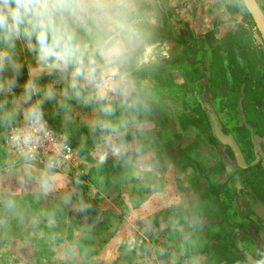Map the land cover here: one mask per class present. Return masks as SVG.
I'll list each match as a JSON object with an SVG mask.
<instances>
[{"label": "crops", "instance_id": "crops-1", "mask_svg": "<svg viewBox=\"0 0 264 264\" xmlns=\"http://www.w3.org/2000/svg\"><path fill=\"white\" fill-rule=\"evenodd\" d=\"M145 2L155 23L131 69L138 104L131 114L116 112L128 118L123 135L113 137L124 150L113 155L92 129L102 116L97 104L73 100L66 110L58 95L42 106L43 113L56 112L64 119L62 128L76 147L86 185L70 169H47L44 162L15 153L8 136L25 123L22 111L13 125L0 119V215L16 209L10 213L9 229L0 222V241L7 240L0 246V264H177L181 258L180 264H226L214 252L194 248V243L213 240L210 231L220 224L234 229L235 242L247 258L264 264V256L260 261L240 238L246 213L238 219L230 209L232 197L237 204L251 193L237 183L234 170L224 169L230 166L224 147H217L210 131L211 115L221 121L228 95L229 57L234 53L245 61L242 41L249 39L255 47V25L241 0ZM36 67L33 60L32 72ZM53 79L42 75L40 83ZM55 115L43 118L49 122ZM46 170L51 187L45 192L40 178ZM78 188L101 197L107 222L87 227L71 214V197ZM239 205L243 215L245 208ZM24 255L33 260L25 261Z\"/></svg>", "mask_w": 264, "mask_h": 264}, {"label": "clouds", "instance_id": "clouds-1", "mask_svg": "<svg viewBox=\"0 0 264 264\" xmlns=\"http://www.w3.org/2000/svg\"><path fill=\"white\" fill-rule=\"evenodd\" d=\"M153 23L154 11L145 0H0V119L13 125L22 111L27 126L13 127L11 142L25 159H35V145L42 135L48 136L42 106L58 95L62 97L59 106L66 110H70L67 102L73 100L97 104L102 116L93 121L92 129L99 131L113 155L124 150L123 143L117 145L113 137L123 135L128 118L117 117L116 112L131 114L137 107L131 69ZM21 46L37 67L17 96L14 89L20 87L23 68ZM42 75L54 79L41 84ZM65 147L54 145L47 169L59 163ZM107 155L105 151L101 162ZM40 186L45 192L51 187L47 170Z\"/></svg>", "mask_w": 264, "mask_h": 264}, {"label": "rangeland", "instance_id": "rangeland-1", "mask_svg": "<svg viewBox=\"0 0 264 264\" xmlns=\"http://www.w3.org/2000/svg\"><path fill=\"white\" fill-rule=\"evenodd\" d=\"M254 30H256V28L254 27ZM257 32V33H256ZM256 36H257V40L255 46L260 49V52H254L252 50V44L250 42L249 39L247 40H243V54H244V59L246 61L247 64V71L251 72V77L252 79L249 80V83L251 85H249V95H248V100L246 101L245 105H246V111H247V122L249 123V125L253 126L254 129L256 128V130H254L255 135H254V142H256V146L258 147L257 149L260 151V154H262V156H264V136L260 135L261 132H263V129L261 130V128H264V118L261 115L262 113L260 112V109L258 110V102H261V99L264 100V97H260L258 95H260V91L263 88V85L261 83V81L259 80L260 78V74L258 73L260 70V64L264 61V44L262 42V39L258 33V31H255ZM19 58L21 63L23 64V68L21 70L20 75L18 76V84L20 85V87H17L16 89H14V93L15 92H23V85L24 83L29 79V76L32 73V63H33V59L30 53L27 52L26 49H24L22 46L20 48V52H19ZM263 58V60H262ZM23 77V79H22ZM229 79H231V76L229 75ZM232 80V79H231ZM257 88V89H256ZM18 92V93H19ZM238 98V97H237ZM260 100V101H259ZM237 100L236 97H232L230 102L225 103V108L224 106L222 107V110L220 109V115H221V121L223 123V125L230 131H233L234 134L236 136H238V138L242 141V147L244 149L245 152H249L248 154L251 155L252 154V143L250 140V134H249V130L247 129V127L244 126L243 121L241 119V114L239 111L238 106H234L236 104ZM264 103V101H263ZM44 114V118H48V115H54L56 114V118L57 119H52L53 122H56L57 124L60 123L61 121L64 122V119L62 118L61 120V116H59L56 112H49V113H43ZM46 121V120H45ZM50 121V120H49ZM48 122V121H47ZM261 123V128L258 129L256 126ZM49 123V122H48ZM62 124H61V128L57 127L55 130H57V132L62 133L64 136H68L69 134H66V128H62ZM54 129V128H53ZM207 130V129H206ZM257 130H259L257 132ZM261 131V132H260ZM240 136V137H239ZM252 136V134H251ZM6 146H8L6 144ZM8 148H10L8 146ZM76 148V147H75ZM78 148V147H77ZM79 149V148H78ZM252 156V155H251ZM250 159H252L250 157ZM28 160V159H26ZM261 177V173L260 171H253V172H249L246 174H243V179L245 180V184L248 188H252L253 186L256 187V189H253V192L256 193H260L263 192L262 196H264V178L260 179ZM263 198V197H262ZM233 202H230V209L232 210L231 213L236 214L238 216V219H243L244 215H240L239 211H238V205L240 207H244L243 202L241 201L240 203H235L236 199L235 197H232ZM60 209H66L65 207H61ZM12 210H16L14 209H8V211H6L5 213H3L2 215H0V222L5 223L9 229V221L8 219L13 217L10 213L12 212ZM229 213V212H228ZM11 215V216H10ZM1 219H4V221H2ZM230 219V218H228ZM6 229V231L8 230ZM3 229H0V231H2ZM6 237V234L3 235L2 239H4ZM259 237H262L264 240V235L263 233H261L259 235ZM258 241V239L256 240ZM254 241L253 239L247 241L246 243V248L248 249V251H250L253 254H259L260 256H258V258L260 259V261H262V257L263 254H260L258 247H257V242ZM7 244V240H2L0 241V246H4Z\"/></svg>", "mask_w": 264, "mask_h": 264}, {"label": "trees", "instance_id": "trees-1", "mask_svg": "<svg viewBox=\"0 0 264 264\" xmlns=\"http://www.w3.org/2000/svg\"><path fill=\"white\" fill-rule=\"evenodd\" d=\"M233 54V53H232ZM243 58V56H242ZM48 119V118H47ZM48 121V120H46ZM49 125L53 128V125L56 124L53 121H49ZM54 129H56L54 127ZM70 141V140H69ZM72 143V141H70ZM230 155L233 157V154L230 153ZM109 159H107L108 161ZM71 201L74 203L75 208H73L72 215L83 225L87 227H97L102 222H107L108 219H106V210H105V203L101 199V197L97 194H89L86 190L83 188H78L77 192L73 197H71ZM247 211L242 210V214L247 216V220L242 227V230H240L242 233V240L245 239L246 241H249L250 239L257 242L258 250L261 254L264 256V245L262 242V237H259L261 233L264 235V227L262 223V219H252V215L258 216L253 209L250 207V205H247ZM101 226V224H100ZM234 229L229 228V226L226 225H218L216 228L213 229V231H210L209 236L213 235L215 233L214 239L212 240H203L199 243H194L195 250H202V248L206 249L207 251L214 252L219 262H225L226 264H252L249 259L247 258V253L244 251L241 246L238 247L236 240L233 236ZM213 232V234H212ZM238 234V233H236ZM237 238V236L235 235ZM226 238V239H224ZM25 261H32L33 256H25ZM183 260V258L179 259L177 261V264H180V262ZM264 262V259H263ZM262 262V263H263Z\"/></svg>", "mask_w": 264, "mask_h": 264}, {"label": "flooded vegetation", "instance_id": "flooded-vegetation-1", "mask_svg": "<svg viewBox=\"0 0 264 264\" xmlns=\"http://www.w3.org/2000/svg\"><path fill=\"white\" fill-rule=\"evenodd\" d=\"M252 50L254 52H260V49H257L256 46L255 47L252 46ZM229 60H230V64H229V66H230L229 69L230 70L228 72V77L230 75L232 80L229 79L230 77L226 80V83L228 84V90H227L228 95H227V98H226V102L225 103L230 102V100H231L232 97H236L237 102H236V104L234 106H238L239 111H240V114H241V119L243 121V124H244L245 127H247L245 125V123H244L243 114L245 116L246 123L249 125V123L247 122V118H246V116L248 117V115H247L245 103L248 100L247 98H248V95H249V92H248L249 91V85H251L249 83V80L252 79L251 72H248L247 71L246 61H244V62L240 61L239 56H237L236 54H234V53L231 54L230 57H229ZM262 60H263V58H262ZM260 65L261 66H260V70H259L258 73L259 74L261 73L259 80L261 81V83L263 85V88L259 92L260 95H258V96L264 97V61ZM222 75H223V77H225L224 70L222 71ZM243 94L245 95L244 98H243ZM242 99H243V101H242ZM241 101H242V105H243V111L241 110ZM263 101L264 100L261 99V102H258L259 105H258L257 108H258V110L260 109V112L262 113L261 115L264 118V103H263ZM225 103L223 104V106L225 105ZM224 108H225V106H224ZM217 119H218V117H217ZM211 121H210V124H211L210 125V131H211L212 137L214 138L215 137V134H214V131L215 130H214V127H213V123ZM218 122H219V125L222 128V131H223V133L225 135L231 134L232 136H234V139L237 142V144L239 145V147H240V149H241V151H242V153L244 155V158L246 160V163L249 166L246 169L240 167L238 165L237 159H236L235 154L232 151V149L230 147H228V146H225V145L221 144L218 141V139L215 137L217 147H219V146L224 147L223 148L224 149L223 150V153L226 155V157L228 159V162L230 164V166H228V167L224 165V169H226L227 171H228V168H229V170L230 169L234 170L235 171V174H238V176H239V177L237 176V183H238V181H240L242 187H244V191L246 190V191H248V192L251 193L250 196H249V194L247 195L250 198L248 197L247 199L245 198L243 200L241 198H239L241 201H243V204H244V207H245V209H243V210L248 212V210H247V207L248 206H246V204L249 205V201L259 202L261 204H264V196H262L263 192H260V193L253 192V189L254 190L256 189L255 186H253V189L251 187L248 188L246 186V184L244 183L245 180L243 179V174H246V173H249V172H253V171L256 170V171H260V173H261L260 179H263L264 178V156H262V154H260V151L257 149L258 147L256 146V142H254L255 140L251 136V131H250V129L248 127H247V129L249 130V134H250L249 137H250V140H251V143H252V149H251L252 150V154H251L252 156L249 155L250 153L248 151L247 152L244 151V149L242 147V144L243 143L238 138V136H236L233 131L228 130L223 125L222 121H219L218 120ZM261 123H263V122H260L256 126L258 129L261 128V125H262ZM249 126L253 129V133L255 135L254 130H256V128L254 129L253 126H251V125H249ZM262 129H263V132L260 131L261 132L260 135L264 136V128L262 127L261 130ZM258 131L259 130H257V132ZM230 153L233 154V157L230 155ZM250 157L252 159H250ZM235 181H234V183H235ZM245 201H246V203H245ZM251 217H252V219H262L260 216H254V215H252Z\"/></svg>", "mask_w": 264, "mask_h": 264}, {"label": "built area", "instance_id": "built-area-1", "mask_svg": "<svg viewBox=\"0 0 264 264\" xmlns=\"http://www.w3.org/2000/svg\"><path fill=\"white\" fill-rule=\"evenodd\" d=\"M45 121V120H44ZM26 122L20 126H16V128L24 129L26 127ZM46 129L48 132V136L45 138L42 135V139L39 143L35 145V159L32 161H40L45 164L48 163V157L53 156L55 154L54 145L63 143L66 145L65 149L62 150L60 156L58 157L59 163L53 167L54 170L58 172H63L65 169H70L72 176L80 185H86L87 177L86 174L78 167V157L77 152L74 145L62 133L55 131L49 123L46 121ZM13 132L12 129L9 131L8 136V144L9 146L17 153L21 155L20 148L17 147L14 143L11 142V136ZM23 157V156H22ZM29 160V159H28Z\"/></svg>", "mask_w": 264, "mask_h": 264}, {"label": "water", "instance_id": "water-1", "mask_svg": "<svg viewBox=\"0 0 264 264\" xmlns=\"http://www.w3.org/2000/svg\"><path fill=\"white\" fill-rule=\"evenodd\" d=\"M242 4L244 5L246 11L248 12L252 22L255 25L256 30L258 31L262 42L264 44V0H241ZM245 95L243 94V98ZM243 101V99H242ZM241 101V110L243 111V105ZM212 117V123L214 126V134L215 137L218 139V141L228 146L232 149V151L235 154V157L237 159L238 165L244 169L248 168V164L246 163V160L244 158V155L237 144V142L234 139V136L231 134L225 135L222 131V128L219 125L218 119L215 115H211ZM243 119L245 125L250 129L252 137L254 138L253 129L246 123L245 116L243 114ZM250 207L253 209V211L262 218L263 227H264V204H261L259 202H252L249 201ZM249 261L256 264V260L252 256H248Z\"/></svg>", "mask_w": 264, "mask_h": 264}]
</instances>
